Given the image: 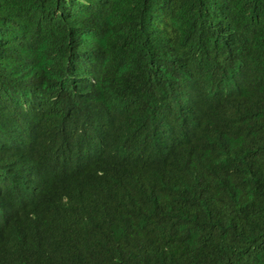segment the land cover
<instances>
[{
	"label": "trees",
	"instance_id": "obj_1",
	"mask_svg": "<svg viewBox=\"0 0 264 264\" xmlns=\"http://www.w3.org/2000/svg\"><path fill=\"white\" fill-rule=\"evenodd\" d=\"M0 264H264V0H0Z\"/></svg>",
	"mask_w": 264,
	"mask_h": 264
}]
</instances>
